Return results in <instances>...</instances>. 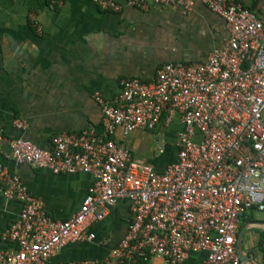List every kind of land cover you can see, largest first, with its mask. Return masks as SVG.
I'll list each match as a JSON object with an SVG mask.
<instances>
[{"label":"built area","instance_id":"1","mask_svg":"<svg viewBox=\"0 0 264 264\" xmlns=\"http://www.w3.org/2000/svg\"><path fill=\"white\" fill-rule=\"evenodd\" d=\"M92 1L112 11L151 4L190 11L195 0ZM199 1L225 20L224 44L203 63H164L151 82L126 78L112 100L97 92L102 134L93 128L61 133L44 149L22 137L10 140L0 130V146L10 143L16 162L94 178L80 209L55 220L20 176L0 163L4 196L22 204L3 234L14 247L0 249V264H48L69 243L93 240L90 226L122 199L129 201L133 219L108 256L59 264H145L156 255L166 264H186L198 252L205 253L202 264H243L236 250L240 219L264 211V24L239 0ZM164 113L167 123L179 114L183 129L176 161L158 172L134 162L113 137L118 127L124 134L152 129Z\"/></svg>","mask_w":264,"mask_h":264},{"label":"crops","instance_id":"2","mask_svg":"<svg viewBox=\"0 0 264 264\" xmlns=\"http://www.w3.org/2000/svg\"><path fill=\"white\" fill-rule=\"evenodd\" d=\"M239 1L264 24V0ZM228 35L225 20L199 0L190 11L179 4H151L148 9L124 5L112 11L92 0H0V130L10 140L22 137L44 149L52 148L61 133L93 128L102 134L97 92L112 100L126 78L151 82L164 63H203ZM166 116L152 129L124 134L118 127L113 139L129 150L134 162L163 172L177 159L183 129L179 114L170 123ZM16 120L27 126L17 128ZM0 163L20 176L55 220H66L80 209L94 180L84 171L55 174L18 163L10 143L0 146ZM21 209V202L4 196L0 183V249L14 247L3 234ZM132 219L129 201L118 200L103 220L90 226L93 240L69 243L48 264L103 260ZM254 221L241 217L238 235L246 226L243 248L256 264H264V227ZM204 258L205 253H192L186 264H202ZM145 264L166 263L156 255Z\"/></svg>","mask_w":264,"mask_h":264},{"label":"water","instance_id":"3","mask_svg":"<svg viewBox=\"0 0 264 264\" xmlns=\"http://www.w3.org/2000/svg\"><path fill=\"white\" fill-rule=\"evenodd\" d=\"M252 223L264 227V221H254ZM246 229V226L243 227L238 235L236 242V250L243 264H256L253 258L243 248V237L246 232Z\"/></svg>","mask_w":264,"mask_h":264},{"label":"rangeland","instance_id":"4","mask_svg":"<svg viewBox=\"0 0 264 264\" xmlns=\"http://www.w3.org/2000/svg\"><path fill=\"white\" fill-rule=\"evenodd\" d=\"M262 116L264 118V110ZM246 216L248 219H253L255 221H264V211H248Z\"/></svg>","mask_w":264,"mask_h":264},{"label":"trees","instance_id":"5","mask_svg":"<svg viewBox=\"0 0 264 264\" xmlns=\"http://www.w3.org/2000/svg\"><path fill=\"white\" fill-rule=\"evenodd\" d=\"M245 216V215H244ZM264 234V233H263ZM264 236V235H263ZM263 240L261 241V244L263 245ZM262 250H263V252H264V245L262 246Z\"/></svg>","mask_w":264,"mask_h":264}]
</instances>
